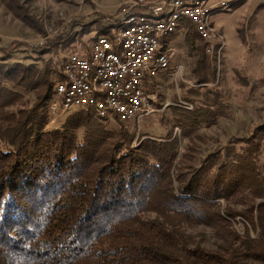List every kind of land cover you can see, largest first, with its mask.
<instances>
[{"label": "trees", "instance_id": "1", "mask_svg": "<svg viewBox=\"0 0 264 264\" xmlns=\"http://www.w3.org/2000/svg\"><path fill=\"white\" fill-rule=\"evenodd\" d=\"M5 5L25 20L18 0ZM1 52L0 264H264L259 138L193 158L197 130L217 116L198 105L175 117L191 144L178 160L174 131L134 147L123 122L108 129L92 111L46 130L60 71ZM25 92L34 103L16 107ZM200 226L214 248L191 231Z\"/></svg>", "mask_w": 264, "mask_h": 264}, {"label": "rangeland", "instance_id": "2", "mask_svg": "<svg viewBox=\"0 0 264 264\" xmlns=\"http://www.w3.org/2000/svg\"><path fill=\"white\" fill-rule=\"evenodd\" d=\"M5 1L0 0V59L1 50H6L11 55L8 62L47 64L60 71L64 56L86 50L108 20L115 18L124 0H18L25 20L14 15ZM211 21L224 39L221 52L207 54L188 24L165 38L163 42L173 48L172 68L161 72L149 89L152 112L139 122H124L123 128L134 134V147L147 137L162 141L174 131L179 139L178 160L191 145L175 119L184 117L180 114L183 103L210 107L217 116L197 130L192 157L204 158L229 142L250 143L252 137L259 138L257 165L264 174V0H240L231 9L213 13ZM34 101L33 92H25L16 107L29 109ZM75 111L48 120L45 129L60 127ZM105 122L108 129L120 123ZM244 225L237 217L235 228L242 233ZM191 231L203 245L215 247L218 239L211 229L200 226Z\"/></svg>", "mask_w": 264, "mask_h": 264}, {"label": "built area", "instance_id": "3", "mask_svg": "<svg viewBox=\"0 0 264 264\" xmlns=\"http://www.w3.org/2000/svg\"><path fill=\"white\" fill-rule=\"evenodd\" d=\"M239 1L124 0L108 20L106 33L95 36L86 50L64 56L47 106L49 121L76 109L106 121L139 122L152 112L150 87L172 68L173 48L163 40L188 24L207 54L220 53L224 39L211 16ZM183 104L193 109L191 103Z\"/></svg>", "mask_w": 264, "mask_h": 264}]
</instances>
